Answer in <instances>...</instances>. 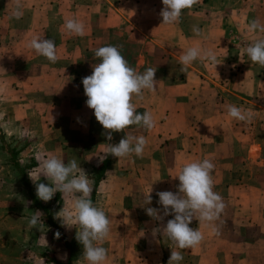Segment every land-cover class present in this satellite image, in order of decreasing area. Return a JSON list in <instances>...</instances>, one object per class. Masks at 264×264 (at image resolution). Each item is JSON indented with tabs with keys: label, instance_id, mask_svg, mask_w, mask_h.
<instances>
[{
	"label": "rangeland",
	"instance_id": "rangeland-1",
	"mask_svg": "<svg viewBox=\"0 0 264 264\" xmlns=\"http://www.w3.org/2000/svg\"><path fill=\"white\" fill-rule=\"evenodd\" d=\"M17 3L23 12L18 19L13 16ZM230 7L233 12L228 10L224 20H210L207 33L200 31L199 36L193 32L196 20L192 18L182 29H166L173 37L174 31H187L198 39L208 35L210 41L199 42L197 47L213 51L220 64L214 68L207 61H194L196 71L205 74V82L194 87L191 98L171 101L170 106L187 113L190 140L179 146L187 152L170 148L160 152L163 147L148 141L142 156L124 158L122 164L115 160L100 180L92 202L110 220V235L102 244L108 250L105 264H167L171 250L182 252L180 264H264V66L241 55V49L254 37H264V33L248 28L253 20L264 25V0H233ZM135 8L127 0H0V111H6L4 119L13 130L9 135L0 127V264H40L39 257L44 264H77L81 259L83 247L75 239L78 225L63 226L54 219L70 198L57 192L49 202H42L28 174L38 166L37 153H51L65 163L77 159L90 179L98 175L94 167L98 160L89 158L95 146L91 132L102 130L88 114L82 83L73 85L68 79L71 76L61 73L70 70L65 63L73 60V45H89L91 38L98 39V48L118 46L132 67L143 54L144 43L138 32L132 35L137 31L133 27ZM68 19L83 22L84 35L70 33L64 26ZM87 31H94L92 35L97 31L96 37ZM36 36L55 41V63L27 46ZM95 50L86 58L99 63ZM87 59L76 68L82 75L80 81L90 67ZM241 73L245 78L233 84ZM171 89L180 95L188 91L185 85ZM229 105L241 108L247 118L230 117ZM136 126L126 128L123 136L136 135L131 131ZM21 130L35 135L21 137ZM116 134L120 138V132ZM203 159L214 164L213 190L222 196L225 207L211 223L200 222L195 215L189 226L199 228L203 240L196 247L178 249L166 235H152L160 222L148 217L145 207L162 208L156 192H177L176 177L182 166ZM16 163L23 168L34 197L46 209L44 227L29 226L37 209ZM37 183L51 181L41 176ZM150 187L152 203L144 206ZM48 217L56 226L48 224ZM172 218L165 217L162 224ZM57 231L59 239L54 238ZM43 235L47 246L40 239ZM62 235L71 245L70 251Z\"/></svg>",
	"mask_w": 264,
	"mask_h": 264
},
{
	"label": "clouds",
	"instance_id": "clouds-1",
	"mask_svg": "<svg viewBox=\"0 0 264 264\" xmlns=\"http://www.w3.org/2000/svg\"><path fill=\"white\" fill-rule=\"evenodd\" d=\"M198 0H162L163 7L159 13L162 24L171 25L178 23L182 11L192 8ZM21 5L17 3L13 16L20 18L23 15ZM134 13V12H133ZM65 28L76 35H84L83 22L76 19H68ZM249 31L264 33V25L253 20L248 25ZM193 32L201 35L200 29L193 26ZM39 55L48 61H57V45L52 39L33 37L28 45ZM94 55L98 58L92 68V73L82 79L84 95L87 97L86 106L93 110L96 121L106 131L107 141L113 139L112 133L124 132L132 125H139L146 129H152L155 122L152 113L137 111L132 103L133 96L143 98V90L155 92L159 81L155 78L157 69L146 68L138 72L131 67L121 54L118 46L106 45L95 50ZM241 55H247L253 63L264 66V37H254L253 42L241 49ZM180 63L184 66L192 64L197 59L207 61L216 66L217 56L209 49L190 47L180 56ZM227 113L230 117L245 120L247 114L235 105H229ZM6 111H0V127H3L9 135L13 130L9 122L5 121ZM21 137L34 136V132L28 130L19 131ZM148 141L145 136L124 135L118 143L101 144L106 150V155L99 157L103 162L108 155L115 158H127L132 155H143ZM99 146V145H98ZM38 166L28 174L36 188V197L42 202H49L57 192L69 197V204L55 213L54 219L63 226H77L75 239L83 247L81 259L77 264H105L108 259V250L102 246L103 241L110 235V220L102 208L95 206L91 199L95 181L90 179L86 171L79 167L77 159L65 163L61 158L51 153H37ZM214 164L208 160H196L186 163L179 170L176 177L179 181L178 191L156 192L158 203L162 208L145 207V212L153 221L160 222L152 229V235H166L172 244L178 249H187L198 246L203 240V234L189 225L198 214L200 222H214L218 219L225 205L222 196L213 190L211 172ZM108 174V173H106ZM44 176L51 184L37 183ZM153 189L148 190L144 206L152 203ZM78 194V195H77ZM171 215L173 218L162 224L164 218ZM43 213L37 210L29 220L30 228L37 224L44 227ZM217 230L213 228L215 233ZM60 232L54 233V238L59 239ZM47 246L46 237H40ZM40 264H44L42 258H38ZM184 259L181 251L171 250L167 264H180Z\"/></svg>",
	"mask_w": 264,
	"mask_h": 264
},
{
	"label": "crops",
	"instance_id": "crops-1",
	"mask_svg": "<svg viewBox=\"0 0 264 264\" xmlns=\"http://www.w3.org/2000/svg\"><path fill=\"white\" fill-rule=\"evenodd\" d=\"M131 2H133L136 7L135 17L137 18V20L135 19L136 24L134 23L133 25L137 31H134V34L132 35L135 36L138 32V39L140 37L144 42L142 49L143 54L139 55L140 58L134 62L132 67L138 72H143L148 67L156 68L157 71L155 78L159 81L155 92L143 90L142 99L134 95L132 100V103L135 104L138 112L143 113L149 111L152 113L155 126L152 129H146L137 125L135 128L131 129V131L134 132L136 136H145L147 141L157 142V148L163 147L160 152H162V150L166 151L167 148H170L172 151L176 152V150H180L185 153L188 150L184 146L183 148H179V146H181L186 140H190V135L186 133L187 113L185 109L173 107L170 106V104L174 99L191 98L190 93L193 92L194 87L200 86L205 82L202 78L205 77V74L202 71H196L193 64L188 66L182 65L179 58L188 48L197 47L199 42L204 43L205 41L209 42L210 40L209 38L206 40V36L208 35L201 36V38L198 39L196 36L188 35L187 31H174V37L173 35L168 36L166 29H182L185 25V21L192 18L194 21L196 20V23H194L193 26L198 27L201 32L207 33L210 20H224L228 10L233 12L230 7L232 6L233 0H198L192 8L182 11L180 18L181 21L171 25L162 24V19L159 16L161 8L163 7L162 0H127V3ZM120 4L121 3H118V5ZM111 5L113 4L111 3ZM120 14L121 13L115 17L120 18ZM105 19L110 20V18ZM159 28L160 30L158 31ZM87 32L90 33L89 35L91 36L94 31ZM191 32L192 31H189V33ZM96 34L97 31H95V35H92V37H96ZM91 41L92 42L89 45H73V60H68L65 63V66L70 68V70H66L61 73V75H66V73H68V75L71 76L68 77V79L71 78L73 85H80V78H82V75L78 74L79 71L76 68L80 67V63L85 64V59H87L86 54H90L99 46L97 38H91ZM87 63L90 67L87 68L86 75L89 76L92 73L93 66L97 62L94 63L91 59H87ZM243 78H245V74H239L233 84L242 82ZM182 85L188 87V91L181 95L179 92L171 89ZM87 110H89L88 114L91 116L90 118L96 123L98 128H101L103 133L102 134L99 129L93 133L91 132L92 137L95 140V146L92 154L89 155V158L94 162H97L98 160V163L94 166L95 168H98L102 163L98 158L107 154L104 146L101 144L109 143V141L104 137L105 130L96 121L93 110L89 108ZM78 111H80V109ZM78 111L77 114H82V112ZM174 121H176V124ZM124 132H126V129ZM120 135L122 137L120 136V138H118L116 133L112 134V140L114 142H119V140L123 138V132H120ZM112 140L111 143H113ZM107 158H109V164L102 177L106 175L115 160H121V164L124 162L122 161L124 158H115L110 155H108ZM102 179L103 178H101V180Z\"/></svg>",
	"mask_w": 264,
	"mask_h": 264
},
{
	"label": "trees",
	"instance_id": "trees-1",
	"mask_svg": "<svg viewBox=\"0 0 264 264\" xmlns=\"http://www.w3.org/2000/svg\"><path fill=\"white\" fill-rule=\"evenodd\" d=\"M11 154H12V159H13L14 154H13V153H11ZM108 164H109V158H107L106 160H104V161L98 166V168H96V171H97L98 175H97L96 178L94 179L95 184H94V187H93V192H92V194H91V199H92V201H93V199H94V197H95L96 188H97V186H98V184H99V182H100V180H101V178H102V176H103V174H104V171H105L106 167L108 166ZM15 167H16V169L18 170V172H19V174H20V176H21V180H22L23 185H24V186L26 187V189L28 190V194H29V196H30V198H31V201H32L33 205L36 207L37 210L41 211L42 213H45V212H46L45 207H43L42 205H40V203H38V201H37L36 198L34 197L33 193H32L31 190L29 189L30 187H29V184H28L27 178H26V176L24 175L23 168H21V167L19 166L18 163L15 164ZM48 220H50L49 217H48ZM48 224H50L51 226H56L51 220L48 221ZM62 240H63L64 245H65V246L68 248V250L70 251V250L72 249V247H71V245L67 242L65 236H63V235H62ZM57 264H62V263H57ZM63 264H68V263H63Z\"/></svg>",
	"mask_w": 264,
	"mask_h": 264
}]
</instances>
